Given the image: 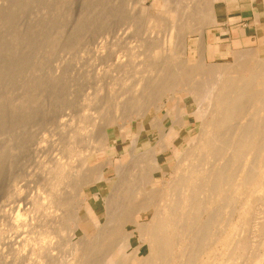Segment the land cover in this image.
Returning a JSON list of instances; mask_svg holds the SVG:
<instances>
[{"label": "rangeland", "instance_id": "1", "mask_svg": "<svg viewBox=\"0 0 264 264\" xmlns=\"http://www.w3.org/2000/svg\"><path fill=\"white\" fill-rule=\"evenodd\" d=\"M192 1L195 0H0V264H79L83 259L80 255L90 253V247L87 252H79L72 246L80 235L90 237L95 233L89 217L81 210L82 222L75 231L71 217L79 205L95 204L99 215L104 209L101 195L96 199L95 194L108 182L86 185L80 195L74 183L92 175V169L96 170L94 167L107 158L103 150L91 147L93 142L99 145L98 131L94 129L98 130L108 114L122 113L129 95L140 92L139 80L154 78L155 71L148 65L156 67L164 59L169 63L166 53L176 43L172 35L177 29L173 28L183 23L176 18L180 17L178 11L198 0ZM222 2L216 4L220 23L204 28L205 64L199 71L190 72L191 77L188 74V82L184 78L188 84L191 82L190 87H198L196 95L204 93L216 77L202 71L233 65L238 60L237 53L245 49L264 54V38H260L264 37V14L260 24L254 22L250 8L235 11L227 21ZM175 10L179 15L175 16ZM198 36L196 32L187 36L192 46L187 57L174 56L176 59L169 61L182 68L188 65L185 71L193 69L200 55ZM174 88L172 95H180L179 86ZM191 101L190 95L183 101L189 110L195 107ZM170 104L167 102L166 109L171 108ZM117 108L120 111L116 112ZM153 115L151 111L144 129L140 119L122 134L117 132L116 124L108 127L110 141L115 139L118 149L112 164L127 161L125 148L136 136L140 137L137 150L153 143L157 130L148 123ZM191 116L185 114L186 119ZM247 119L249 111L241 122ZM165 121L169 125V117ZM92 137L98 139V145ZM104 172L110 175L114 169L109 165ZM253 198L255 216L263 205L264 194L255 193ZM219 215L225 218L223 212ZM252 225L253 220L243 232V238L247 237L241 256L244 260L264 247H258L260 234ZM101 248V253L100 245L91 249L95 251L92 256L97 258L99 253V259H90V253L91 261L87 263H103L106 249ZM224 256L225 252L219 254L222 259Z\"/></svg>", "mask_w": 264, "mask_h": 264}, {"label": "bare ground", "instance_id": "2", "mask_svg": "<svg viewBox=\"0 0 264 264\" xmlns=\"http://www.w3.org/2000/svg\"><path fill=\"white\" fill-rule=\"evenodd\" d=\"M218 1H223L227 21L235 11L240 13L250 8L254 22L260 24L264 0H198L197 3L195 0L192 1L195 4L183 5L178 11L180 15L175 10V16H180L176 18L183 23L180 28H173L177 29L172 35L176 38L174 49L170 53L166 50L168 56L162 57L169 60L174 56L187 57V50L192 47L187 36L196 32L200 41L196 44L200 48L199 58L193 69L186 71L187 64L185 68L173 62L171 65L173 60L166 63L164 59L156 67L152 65L153 68L148 65L155 71L154 78L139 80L140 92L137 89L138 95H129L127 104L123 102L126 108L122 113L108 114V118H102L104 122L98 130L94 129L96 133L98 131L99 140L94 137L92 140H98L99 145L97 142L96 145L99 147L94 146V142L91 147L103 150L107 158L93 166L96 170L92 169V175H87L88 178L85 175L74 183L80 195L86 185L108 182L103 190H98L100 193L95 194L96 199L101 195L104 209L99 215L95 204L76 206L71 217L73 230L80 227V213L84 210L95 233L90 237L80 235L72 244L76 247L74 250L89 251V247L96 250L100 245V251H97L101 253L102 245L106 249L102 264H264V247L250 259L241 257L247 244L243 232L250 221L253 220V230L260 234L258 247L264 244V200L255 216L252 214L255 193L264 194V54L260 56L253 48L245 49L237 53L238 60L233 65L202 71L216 76L202 94L196 95L198 87H190L191 82L189 85L186 79L191 77L190 72L199 71L205 64L202 52L206 43L204 28L220 23ZM189 73L190 77H187ZM174 86H179L180 95H172ZM187 95L195 105L190 110L183 103ZM167 102L171 103V108L166 109ZM151 111L154 115L148 123L157 130L153 143L137 150L140 137L136 136L125 148L129 154L127 161L112 164L111 158L118 149L115 139L110 141L108 127L116 124L117 132L122 134V130L126 131L127 126H133L140 119L144 129ZM247 111L249 119L241 122ZM188 113L192 115L190 119L185 118ZM167 117L169 125L165 124ZM234 120L236 124H233ZM109 165L114 172L106 175L104 171ZM78 201L82 203V199ZM220 212L224 213L223 220ZM221 246L226 256L223 259L219 257L223 253H219ZM91 249L90 259H97L99 253L96 258ZM84 254L79 253L83 261L85 258L84 262L75 255L79 264L91 261L89 255L85 257Z\"/></svg>", "mask_w": 264, "mask_h": 264}]
</instances>
